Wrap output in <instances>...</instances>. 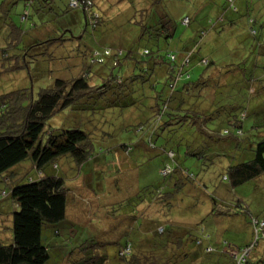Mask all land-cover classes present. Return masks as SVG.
Returning a JSON list of instances; mask_svg holds the SVG:
<instances>
[{
  "label": "trees",
  "instance_id": "obj_1",
  "mask_svg": "<svg viewBox=\"0 0 264 264\" xmlns=\"http://www.w3.org/2000/svg\"><path fill=\"white\" fill-rule=\"evenodd\" d=\"M2 1L12 6L19 0ZM225 1L232 10L237 9L235 0ZM23 2L25 10L20 19L26 22L32 5L37 4L36 13L42 14L52 9L53 0ZM95 4L94 0H70L68 6L70 9H79L85 26L95 30L101 24V14L94 9ZM253 22L254 19H249L250 26ZM181 23L188 25L190 18H182ZM30 25L35 27L33 22ZM175 25L166 14H161L158 18L148 19L141 26L139 37L148 35L156 39L162 38V42L169 43L173 38ZM259 31L264 32V28ZM1 32L5 43L0 47V67H4V60L7 58L5 45L14 47L21 42L24 31L4 19L0 22ZM204 33L200 31L199 40L204 37ZM251 33L254 35L257 31L252 28ZM199 40L191 46L190 36L185 37L174 51L168 50L165 53L144 48L141 55L149 57L147 60L134 61L133 66L138 68V74L130 72L126 64L128 59H133L132 49L124 51L121 47H95L84 52L85 57L87 54L89 56L87 61L82 59L78 75L67 79L54 78L48 86L40 88L36 98L30 95L27 88L11 91L3 97L4 94H0V116L3 118L0 120V181L5 182L8 187V192L6 189L1 190L0 201L9 196L11 203L10 215H7L11 225V241L8 244L0 243V264H45L50 254L49 247L42 241L43 226H53V232L57 234L56 225L71 223L66 215L68 190L63 177L57 171V161L62 157L68 165L69 162H74L84 173L77 186L84 192L87 187L92 188L95 184L97 188L103 182V179L95 177L96 172L99 175L106 167L105 156L100 158L98 154L113 149L117 154L132 156L134 151V156L139 158L136 160L138 162L140 159L145 161L147 150H156L162 154L158 173L163 179H170L166 183L169 190L165 191L164 187L157 186L148 198L137 197L139 200L135 203L125 205L127 207L120 206L123 209L118 215H125L129 220L127 229L122 231L127 234L126 239L118 246L115 255L123 264H176L179 258L176 250L186 246L182 236L188 232H182L179 236L176 232L169 231L170 228L168 234L162 240L159 239V243L152 241L155 235L163 234L168 227L155 225L154 218L163 210L162 206L170 205L171 196L188 182H197L196 178L200 174L180 163L181 152L186 157L194 158L199 165L197 170L202 171L208 170L213 164L218 165L222 159L226 160L227 166L222 179L228 181L232 188L264 175V139L258 136L254 139L244 137L243 125L249 121L251 114L244 109L240 115H234L231 113L234 104L221 103L216 91L212 92L211 100H207V93L203 94L202 88L206 86L203 75L194 74L193 66H207L209 61L205 57H196ZM62 41L64 40L36 38L28 41L17 54L9 58L10 62L5 61L7 65L4 70L18 72L27 69L26 58L30 52H37L42 48L46 50L47 46L59 45ZM38 52V55L44 54L42 51ZM105 63L111 64V71L105 79L99 84L89 82L91 66ZM124 64L126 73L121 71ZM162 65L163 82L160 90L154 91L151 79L157 67ZM115 67L119 71L113 74L112 68ZM129 80L148 85L146 89H150V95L147 98L152 99L151 105L147 107L152 112V119L146 123V127L145 122L136 125V131L143 132L136 141L116 143L109 147L98 144L99 147L95 148L90 132L81 129V125H61L62 127L57 128L47 126V121L64 109L93 110L95 113L106 107L136 105L138 100L132 95ZM252 115L257 119L251 122V128H258L260 121L257 111H253ZM218 124H222V127L219 128ZM175 130H179L180 134H173L172 131ZM157 138L162 139L158 146ZM235 158L238 159L237 162ZM24 161H28L26 166H23ZM164 169L168 170L166 174L162 173ZM92 190L90 192L98 195V189ZM209 199L211 205L207 214L213 215L214 220L220 213L233 216L247 212L239 203L227 205L218 202L214 196ZM87 200L89 199L85 200L86 206H91L93 200L86 202ZM249 221L252 234L244 244L233 247L225 242L220 249L215 248L210 242L213 235L205 232L202 227L195 226L193 231L197 229L198 233L191 238L193 245L201 247L202 254H224L228 257V264H264V255L256 252L259 243H264V220L249 215ZM88 236L84 239L86 241L83 240L85 243H81L82 247L78 248L82 256L74 262L105 264L106 256L98 255L96 249L92 250L93 245L99 242L93 238L96 235L88 233ZM171 243L177 245L176 250L170 246ZM68 253H64L65 257Z\"/></svg>",
  "mask_w": 264,
  "mask_h": 264
},
{
  "label": "rangeland",
  "instance_id": "obj_2",
  "mask_svg": "<svg viewBox=\"0 0 264 264\" xmlns=\"http://www.w3.org/2000/svg\"><path fill=\"white\" fill-rule=\"evenodd\" d=\"M69 1L53 0L52 9L42 14L36 13L37 4L32 5L26 22H23L20 19L25 10L23 0L12 6L0 0V22L8 20V23L12 22L24 31L21 42L14 47L5 45L7 58L4 60V67L7 65L5 61L10 62L9 58L17 54L28 41L35 38L64 40L59 45L47 46L48 51L42 48L37 52H30L26 58L27 69L6 72L4 67H0V94H4L2 97L11 91L27 88L30 95L36 98L40 88L48 86L54 78L67 79L78 75L82 59L87 61L89 56L87 54L85 57L84 52L95 47H121L124 51L132 49L133 59H128L126 64L130 72L138 74V68L133 65L135 60L148 59L149 56L141 55L144 48L152 52L159 50L161 53L174 51L182 44V39L189 36L192 46L199 40L200 31H203L204 37L197 43L196 57H205L209 64L193 66L194 74L203 75L206 85L202 88L203 94L207 93V100H211L212 92L216 91L221 103L234 104L231 112L234 115H240L245 109L251 115L250 122L243 125L244 137L254 139L258 136L264 139V32L259 31L264 28V0H235L236 10H232L225 0H94V9L101 14V24L95 30L85 26L82 12L79 9H70ZM161 14H166L176 24L169 43L162 42V38L156 39L148 35L139 37L141 26L148 19L158 18ZM186 16L190 18V23L185 26L181 19ZM249 19H254L252 26ZM32 22L35 27H31ZM251 27L257 31L256 34L251 33ZM4 43L1 32L0 47ZM38 51L44 54L38 55ZM127 68L124 64L121 71L126 73ZM157 68L151 79L154 91L160 90L164 78V65ZM112 70L113 74L119 71L118 67ZM90 71L89 82L99 84L110 73L111 64L92 65ZM128 84L133 90V97L138 100L136 105L106 107L95 113L93 110L64 109L53 115L47 121V126L57 128L61 125H81V129L90 132L95 148L99 147L98 144L109 147L116 143L136 141L143 133L136 131V125L145 122L146 127V123L152 119V112L147 108L152 99L147 98L150 95V89H146L148 85L130 80ZM253 111H257L260 123L258 128L252 129L251 122L257 119L252 115ZM2 119L0 116V120ZM217 126L221 128L222 124ZM172 133L180 134L179 130ZM156 141V146L162 143L161 138ZM147 151L145 161L140 159V162L136 161L134 151L132 156L117 154L113 149L98 154L100 158L105 156L106 160V167L101 174L95 173V177L103 179L100 186L96 188L94 184L92 187L98 189V195L90 192L93 191L92 188L87 187L84 192L79 190L77 186L84 173L74 162H69L68 165L63 161L64 157L57 161V171L63 177L68 190L66 215L71 223L56 225L57 234L53 232V226H43L42 241L49 247L50 254L45 264H76L74 261L82 256L78 248L82 247L81 243H85L83 240L89 237L88 233L96 235L93 238L99 242L93 245L92 250L96 249L98 255L106 256L105 264H123L115 256L116 249L126 239L127 234L122 231L127 229L126 224L129 221L125 215H118L123 209L121 207L135 203L140 197L148 198L157 186L164 187L165 191L169 190L166 183L170 179H163L158 173L162 154L156 150ZM179 161L194 173L200 174L196 178L197 182H188L171 196L170 205L162 206L163 210L154 218L155 225L168 227L163 234L155 235L152 241L159 243V239L162 240L168 234L169 228V231H174L179 236L182 232H188L186 235L182 234L185 247L176 250L177 245L170 244L179 256L176 264H228V257L224 254H202V248L193 245L191 238L198 233L197 229H193L195 226L202 227L205 232L212 234L211 245L218 249L225 242L233 247L247 242L252 234L249 215L264 220V175L232 188L228 181L222 179L225 167L213 164L208 170H197L199 165L194 158L186 157L183 152L179 154ZM221 161L226 162L224 159ZM235 161L238 159L235 158ZM25 163L27 165L28 161H24L23 166H26ZM3 189L8 192L7 184L1 180L0 192ZM211 196L227 205L239 203L247 212L229 216L216 225L213 215L203 212L206 204L211 205ZM83 198L93 200L91 206H86ZM10 204L9 196L0 201V243L3 244L11 241V225L7 218L11 211ZM188 237L190 241H187ZM256 252L264 255L263 242L259 243ZM64 253H68V256L65 257ZM216 258L218 259L215 260Z\"/></svg>",
  "mask_w": 264,
  "mask_h": 264
},
{
  "label": "crops",
  "instance_id": "obj_3",
  "mask_svg": "<svg viewBox=\"0 0 264 264\" xmlns=\"http://www.w3.org/2000/svg\"><path fill=\"white\" fill-rule=\"evenodd\" d=\"M139 158H137L136 160H138ZM123 163V162H122ZM124 164V163H123ZM125 164H126V162H125ZM197 165H198V162L196 163ZM219 165H221V167H226L227 166V162H222V161H220L219 162ZM123 166V165H122ZM262 177V176H261ZM209 210H210V205H208V204H206L205 205V207H204V209H203V212H206L207 211V213L209 212ZM198 211V210H197ZM218 216H216V220H214L215 221V224L217 225L220 221H223L224 219H226L227 217H229V215H225V214H217Z\"/></svg>",
  "mask_w": 264,
  "mask_h": 264
},
{
  "label": "built area",
  "instance_id": "obj_4",
  "mask_svg": "<svg viewBox=\"0 0 264 264\" xmlns=\"http://www.w3.org/2000/svg\"><path fill=\"white\" fill-rule=\"evenodd\" d=\"M167 172H168L167 169L162 170V173H163V174H166Z\"/></svg>",
  "mask_w": 264,
  "mask_h": 264
}]
</instances>
